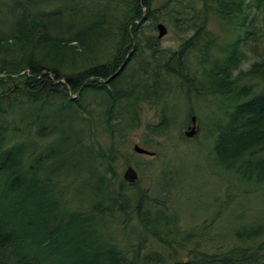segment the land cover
<instances>
[{"label": "trees", "instance_id": "obj_1", "mask_svg": "<svg viewBox=\"0 0 264 264\" xmlns=\"http://www.w3.org/2000/svg\"><path fill=\"white\" fill-rule=\"evenodd\" d=\"M54 1L59 3L48 8ZM153 1L115 0L112 11L121 7L122 14L112 22L109 6L99 8L93 0H17L9 23H0V264H132L104 233L105 215L117 204L118 211L127 212L130 198L123 191L125 180L112 188L114 179L95 164L103 154L87 141L91 111L84 96H100L107 123L123 117L137 126L140 101L159 99L157 90L136 95L135 86L125 85L127 67L139 61L144 47L156 51L151 56L162 63L160 55L155 57L159 49L149 42L135 52L147 21L165 17L195 27L189 50L199 51L202 58L215 57L211 79L224 102L213 163L241 184L253 188L264 182V88L252 92L250 84L237 86L243 79L264 80V0H165L157 7ZM211 17L229 35L224 42L205 29ZM106 45L115 50L104 61ZM181 52L171 51L161 67L193 84ZM247 59L250 64L243 70ZM162 112L159 123L148 126L153 133L167 129ZM79 175L93 180V200L71 206L64 190ZM139 206L132 211L143 227L156 230L174 222L162 208ZM263 234L264 222L244 227L235 236L252 243L202 253L192 263L261 264L264 240H255Z\"/></svg>", "mask_w": 264, "mask_h": 264}, {"label": "rangeland", "instance_id": "obj_2", "mask_svg": "<svg viewBox=\"0 0 264 264\" xmlns=\"http://www.w3.org/2000/svg\"><path fill=\"white\" fill-rule=\"evenodd\" d=\"M93 1L99 8L103 4L109 6L108 14L113 15L112 22L114 15L122 14L121 7L118 6L117 10L112 11L115 0ZM163 1L165 0H154L152 6L157 7ZM58 3L54 1L48 8H55ZM17 4V0H0L2 26L5 27L12 18L11 15L18 10ZM165 19L163 17L153 24L149 21L143 24L140 44L135 52L139 53L149 42L159 49L160 52L155 57L160 55L164 64V57L171 51H182L186 77L193 80V84L188 85L183 79L166 73L161 67L163 64H157L151 56L156 51L144 47L138 57L139 61H134L127 67L125 85L135 86L136 95L149 88L157 90L159 99L155 103L140 101L137 106L138 114L134 116L137 119L136 127L127 124L128 121L123 117L107 123L103 112L105 106L99 103L100 96L93 92H87L84 96L86 109L91 111L86 122L90 125L87 141L97 150L101 149L103 154L95 163L100 173L114 179L112 188L115 189L124 180L122 175L127 166L134 167L137 173V180L133 185L126 182L123 188L130 198L129 209L127 212H120L117 204L112 213L105 215L104 229V233L132 264H169L180 261L192 263L197 257L201 258L202 253L212 255L223 253L227 247H244L247 242L252 241L239 240L235 232L264 222V182L253 188L241 184L237 177L216 167L212 160L217 127L219 123H224L225 111L222 90L214 86L211 79L215 57L202 58L199 51L189 50L190 44L187 41L194 34V26L185 28ZM158 22L167 29L166 35L159 38L156 28ZM113 28L112 34L115 37L117 28ZM205 29L218 35L219 41L224 42L229 38L213 17L208 18ZM105 49V56L102 58L104 61L111 58L115 48L106 45ZM214 53L219 58L217 52ZM250 61L251 59H247L243 62L241 68L246 70ZM53 84L50 85L51 89L55 87ZM244 84H250L252 92L264 88L262 78L237 82L238 87ZM72 96L78 97V94L74 93ZM118 108L114 110L117 111ZM162 110L168 122L167 129L163 134L153 133L148 126L159 123ZM192 116L195 117L196 132L188 137L185 130L192 126ZM42 142L41 140L39 144ZM134 144L153 152V156L137 154L133 149ZM61 160L62 157L56 164ZM93 184V180L86 175H79L77 182L64 190L71 198L68 203L71 206L89 204L93 200ZM106 203L107 199H103V205ZM136 205H140L138 209L148 207L153 211L162 208L172 216L174 222L156 230L143 227L138 221L137 212L132 211ZM263 240L264 234L255 242ZM252 246L256 248L255 244ZM261 246L264 252V243ZM196 263L204 264L198 261Z\"/></svg>", "mask_w": 264, "mask_h": 264}, {"label": "water", "instance_id": "obj_3", "mask_svg": "<svg viewBox=\"0 0 264 264\" xmlns=\"http://www.w3.org/2000/svg\"><path fill=\"white\" fill-rule=\"evenodd\" d=\"M156 28L158 30V38L162 37L164 35H166V26L164 24H162L161 22H158L156 25ZM126 64V60L119 66L118 69H122ZM115 74H113L112 76H110L109 78H107L106 80L112 78ZM190 121H192V126H190L188 128V130H185V135L188 137H191L194 135L195 131V125H196V121H195V117L192 116ZM134 151L137 154H146V155H150L153 156V152L149 151L148 149L144 148L143 146L141 147L138 144H134L133 147ZM122 179H124L129 185H133V183L137 180V173L134 167L131 166H127L126 170L124 171L123 175H122ZM169 264H193L190 263L189 261H180V262H171Z\"/></svg>", "mask_w": 264, "mask_h": 264}]
</instances>
